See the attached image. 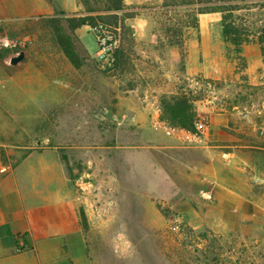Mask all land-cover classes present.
<instances>
[{"label":"rangeland","instance_id":"1","mask_svg":"<svg viewBox=\"0 0 264 264\" xmlns=\"http://www.w3.org/2000/svg\"><path fill=\"white\" fill-rule=\"evenodd\" d=\"M124 1L131 16L147 19L149 32L137 40L125 22L130 16L120 14L121 51L135 58L125 72L139 79L140 70L151 71L154 82L139 79L133 84L162 90L159 98L148 101L159 109L117 106L115 88L132 83L116 84L121 69L93 58L99 44L91 26L80 27L79 37L72 35L66 18L0 25V35L27 41L25 46L0 47V193L23 182L21 173L36 166L59 168L52 166L57 157L69 171L86 233L127 232L140 239L136 244L153 264H264V48L256 42L264 6L242 4L232 14L196 15L186 7L163 12L160 5L166 0ZM194 14L199 28L208 27L209 36H218L212 78L196 66L188 71L187 42L200 30ZM234 16L245 17L248 24L233 23ZM253 18L258 19L255 24ZM238 26L256 35L240 38L241 48L233 35H224ZM165 27L178 28L176 36ZM171 39L181 46L179 65L172 62ZM20 50L25 58L11 65L10 57ZM163 69L182 76L160 80ZM183 96L188 100L185 111L195 115L196 130L200 122L205 126L197 141L155 124L159 119L190 131L171 116L172 110L179 114L184 109L166 108L173 97ZM129 112L134 115L128 119ZM34 153H44L46 159L23 161ZM93 170L95 176L84 173ZM229 188L236 198L244 189L247 201L227 204ZM96 205L102 208L94 214ZM102 216L121 219L123 225L98 226ZM93 245L101 256L111 250L109 242Z\"/></svg>","mask_w":264,"mask_h":264},{"label":"crops","instance_id":"2","mask_svg":"<svg viewBox=\"0 0 264 264\" xmlns=\"http://www.w3.org/2000/svg\"><path fill=\"white\" fill-rule=\"evenodd\" d=\"M83 14H85L84 8L79 0H0L2 26L5 23L26 22L38 17H77ZM125 22L129 27L131 26L132 34L137 40H144L148 36L146 18L139 15L130 16ZM80 29L76 28L77 35ZM199 29V35L190 38L187 42L190 58L188 71L195 69L193 67L196 66L198 71H204L205 77L212 78L213 49L214 46L219 45L218 36L215 39L209 36L208 27L200 26ZM152 39L155 40L154 35ZM171 54L173 64L179 65L182 56L180 48L174 46ZM122 57L126 65L135 59L128 58L127 53ZM158 60L157 62L163 66V59L158 58ZM120 69L121 73L117 75L115 83L132 84H127L123 89L115 86V98H120L117 106L119 104L120 109H159L154 105L151 106L148 101L150 97L159 98L162 90L148 86L140 88L133 84L139 79L147 85L154 82L155 76L151 71L142 69L139 71V79H135L134 75L129 77L125 67ZM181 76L177 70L166 72L163 69L160 80L167 81L170 78L180 80ZM132 99L136 101L133 104L130 103ZM129 115L134 113L129 112L128 119ZM133 119L138 120L136 116ZM27 156L24 162L33 158L40 162L46 159L44 153ZM52 166L59 168L45 170L36 166L35 169L21 173L23 182H18L13 189L0 193V264H153L147 252L136 244L140 239L127 232L119 230L116 234L107 236L86 233L78 213L76 198L73 197L70 189L69 171L62 168L61 160L57 157H53ZM84 173L95 176L97 171ZM84 173L83 176L86 175ZM243 191L238 192L236 198L232 197V189L229 188L226 193L227 204L239 205V201L246 202L248 196L246 191ZM252 203L255 208L257 203L254 200ZM100 208L102 207L98 205L92 207L93 213H97L96 210ZM87 214L89 215L88 209ZM98 214L101 215L100 210ZM114 223L123 225L121 219L98 217V226ZM139 238L142 240L144 236ZM100 241L109 242L111 250L106 251L105 256H101L93 245ZM21 243H26V247L21 249Z\"/></svg>","mask_w":264,"mask_h":264},{"label":"trees","instance_id":"3","mask_svg":"<svg viewBox=\"0 0 264 264\" xmlns=\"http://www.w3.org/2000/svg\"><path fill=\"white\" fill-rule=\"evenodd\" d=\"M79 2L82 3L85 14L81 16H77V17H64V16L56 17V19L66 18L69 21L73 29L72 35H76V32H75L76 28H80L84 25H89L91 27H94L98 25L101 20H105V19H107L106 23L110 25H114L118 27L119 26L118 24L120 23L121 27H123L122 26L123 23H121L120 20H118L119 18L121 19L120 14H125L124 16H126V14L127 16H131V12L126 11L127 7L125 5L124 0H79ZM242 4L243 5L246 4L248 6H251V4H259L261 6H264V0H166L164 4L160 5V9H162L163 12H169V11L174 12L180 7H186L188 9H192L196 13V15H198L199 13H210V12L211 13L219 12L222 14H228V13L232 14L234 11L239 12L240 10H242L243 8ZM196 15L194 17V23H195V28L198 29L199 27H198ZM110 18H115L116 23L112 24L108 22ZM260 19L261 18H259V20ZM230 20H232L233 23H238L240 21L242 23L244 22V26H245V23L246 25L248 24V19H246L245 17H239V16L235 17L234 16V19L231 18ZM257 20H258L257 18H253V22L251 23L255 24ZM122 22H123V19H122ZM261 26H263V28L259 31V35H257L258 39L256 40V42H258L264 48V20L261 21ZM59 30H61V28L58 29V32ZM164 31L168 33H172L173 35L176 36V33L178 32V28L173 29V28L165 27ZM228 34L234 36L235 38L234 44L238 45V47L241 48L242 47L241 45L243 42L239 41L240 38L241 40L244 37L247 39L253 33H250L249 31H244L240 26H238L234 28L233 32L229 33L228 30L224 31V35H228ZM155 36H158V35H155ZM252 36H256V35L253 34ZM16 37H19V36H16ZM77 39H78L77 41L81 44V46L84 47L86 53H88L81 39L80 38H77ZM170 45L173 47L174 46L180 47V50H181V46H179V42L173 41V39H171ZM66 52L69 55V51L67 49H66ZM123 54H125V52L122 53L121 47H120L116 52L115 62L113 65L114 67L116 68L125 67L126 64L122 57ZM187 103H188V100L186 99V96L181 97V99L179 100L178 99L175 100V97H173L172 105H166V108L167 109H184L179 114L175 110H172L171 116L175 121L180 123L183 127L190 129V131L191 130L194 131L196 130V127L193 125L192 121L195 118V115L187 114V112L185 111V109H188ZM212 258H213V261L214 260L216 261L217 259L216 256Z\"/></svg>","mask_w":264,"mask_h":264},{"label":"built area","instance_id":"4","mask_svg":"<svg viewBox=\"0 0 264 264\" xmlns=\"http://www.w3.org/2000/svg\"><path fill=\"white\" fill-rule=\"evenodd\" d=\"M95 32L98 41V50L93 58L107 67H113L117 50L122 45L121 26H113L106 22H100L98 25L91 27ZM27 41L22 37H11L10 35H0V47L25 46ZM156 124L170 131L182 133L186 139H201L205 126L202 122L197 124L196 131H189L184 128L170 127L168 124L157 119ZM21 249L26 247V243H21Z\"/></svg>","mask_w":264,"mask_h":264},{"label":"water","instance_id":"5","mask_svg":"<svg viewBox=\"0 0 264 264\" xmlns=\"http://www.w3.org/2000/svg\"><path fill=\"white\" fill-rule=\"evenodd\" d=\"M26 56V52L24 50H20L16 55L10 57V64L17 65L19 64Z\"/></svg>","mask_w":264,"mask_h":264}]
</instances>
